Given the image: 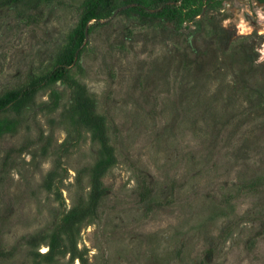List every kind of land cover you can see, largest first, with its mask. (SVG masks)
<instances>
[{"label":"rangeland","instance_id":"1","mask_svg":"<svg viewBox=\"0 0 264 264\" xmlns=\"http://www.w3.org/2000/svg\"><path fill=\"white\" fill-rule=\"evenodd\" d=\"M85 1L0 0V97L75 47L67 78L0 111V264H264V1L116 0L78 46ZM76 85L117 160L78 257L48 263L27 240L88 199L99 155Z\"/></svg>","mask_w":264,"mask_h":264},{"label":"trees","instance_id":"2","mask_svg":"<svg viewBox=\"0 0 264 264\" xmlns=\"http://www.w3.org/2000/svg\"><path fill=\"white\" fill-rule=\"evenodd\" d=\"M115 3L116 0L85 1L81 20L82 29L78 33V46L82 44L86 37L84 28L87 23L91 19L99 20L107 17L115 7ZM74 57L75 47L71 45L60 56L58 66L46 76L1 96L0 111L11 105L25 108L44 84L67 78V68L71 65ZM75 94L76 123L89 129L92 139L99 145V155L96 163L90 169L92 189L88 199L72 207L62 221L52 229V232L45 235L39 233L27 240V243L34 247L39 246L43 241H48L47 245L49 248L46 252L35 251L37 257L48 263L54 262L59 255H65L67 252H70L72 261L78 257L75 234L78 232L80 224L89 217L98 214L99 204L105 195L102 178L117 160L114 146L110 141L107 120L103 115L97 113L95 99L89 95L84 85H76ZM141 194L145 196L147 191L143 190Z\"/></svg>","mask_w":264,"mask_h":264},{"label":"bare ground","instance_id":"3","mask_svg":"<svg viewBox=\"0 0 264 264\" xmlns=\"http://www.w3.org/2000/svg\"><path fill=\"white\" fill-rule=\"evenodd\" d=\"M264 17V16H263ZM246 25V24H245ZM249 29V28H248ZM261 29L264 31V23L261 25ZM249 31V30H248Z\"/></svg>","mask_w":264,"mask_h":264},{"label":"flooded vegetation","instance_id":"4","mask_svg":"<svg viewBox=\"0 0 264 264\" xmlns=\"http://www.w3.org/2000/svg\"><path fill=\"white\" fill-rule=\"evenodd\" d=\"M262 1H264V0H262Z\"/></svg>","mask_w":264,"mask_h":264}]
</instances>
